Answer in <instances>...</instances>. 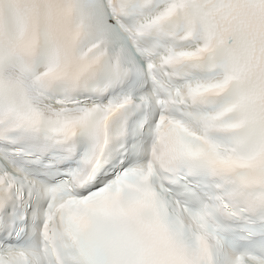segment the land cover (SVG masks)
<instances>
[{
  "label": "snow or ice",
  "instance_id": "6c2138e0",
  "mask_svg": "<svg viewBox=\"0 0 264 264\" xmlns=\"http://www.w3.org/2000/svg\"><path fill=\"white\" fill-rule=\"evenodd\" d=\"M0 264H264V0H0Z\"/></svg>",
  "mask_w": 264,
  "mask_h": 264
}]
</instances>
